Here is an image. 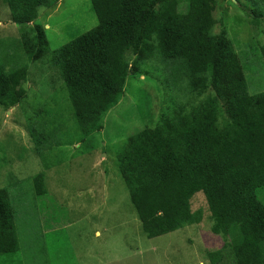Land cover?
<instances>
[{
  "label": "trees",
  "instance_id": "1",
  "mask_svg": "<svg viewBox=\"0 0 264 264\" xmlns=\"http://www.w3.org/2000/svg\"><path fill=\"white\" fill-rule=\"evenodd\" d=\"M3 1L20 29L24 52L42 59L48 39L37 23L39 8L54 3ZM217 2L91 0L97 25L56 50L53 65L72 96L81 130L89 134L100 128L128 78L154 55L177 62L188 89L202 99L188 110L171 107L155 127L128 138L117 159L132 204L147 235L157 237L202 220L200 210L191 213L190 199L203 190L212 231L228 238L222 248L207 253L209 263L264 264V203L258 196L264 189V91L248 90L246 64L253 52L237 50L225 21L215 32ZM253 11L264 15L262 8ZM257 22L262 24L260 19L252 24ZM28 74L26 66L11 71L0 66L1 107L9 110L26 98ZM207 153L226 163L227 175L197 168L198 157L207 159ZM41 181L43 175L33 178L37 196L45 194ZM15 219L8 189L0 188V254L20 249Z\"/></svg>",
  "mask_w": 264,
  "mask_h": 264
},
{
  "label": "rangeland",
  "instance_id": "2",
  "mask_svg": "<svg viewBox=\"0 0 264 264\" xmlns=\"http://www.w3.org/2000/svg\"><path fill=\"white\" fill-rule=\"evenodd\" d=\"M217 1L215 32L223 30L225 21L237 50L253 52L246 64L248 90L264 91V15L253 11L264 12V3ZM50 2L39 8L37 19L47 30L48 51L35 61L21 47L20 29L0 0V66L29 71L26 98L9 110L0 106V188L8 189L16 209L20 239L19 251L0 254V264H210L207 253L222 248L228 238L212 231L204 191L190 199L191 213L202 212L200 222L149 237L117 159L130 136L155 127L171 107L188 110L202 97L188 89L177 62L154 55L128 78L100 128L84 134L53 55L98 20L91 0ZM254 19L262 24L253 25ZM205 155L198 157L197 168L227 175L226 163ZM38 175H43V196H37L33 182ZM258 196L264 203V189Z\"/></svg>",
  "mask_w": 264,
  "mask_h": 264
}]
</instances>
